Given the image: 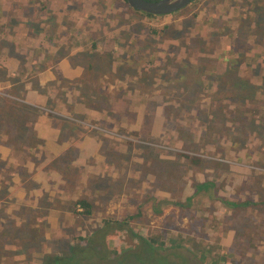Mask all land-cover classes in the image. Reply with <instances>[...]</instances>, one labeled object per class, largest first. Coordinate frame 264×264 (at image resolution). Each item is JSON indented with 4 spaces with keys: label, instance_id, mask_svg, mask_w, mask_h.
<instances>
[{
    "label": "rangeland",
    "instance_id": "obj_1",
    "mask_svg": "<svg viewBox=\"0 0 264 264\" xmlns=\"http://www.w3.org/2000/svg\"><path fill=\"white\" fill-rule=\"evenodd\" d=\"M115 1L0 0V155L8 151L17 162L23 159L25 167L0 162V227L19 229L25 222L20 216L29 212L26 216L32 225L31 242L42 234L45 244H50L51 254L62 256L78 238L85 239L102 228L105 216H124L128 222L116 233L107 235L104 227L105 235L101 231L107 259L116 257L111 250L127 249L130 253L142 252L138 256L142 261L129 256L127 264H210L194 249L196 242H205L208 248L228 258H215V264H264V0H200L195 5L188 4L179 14L154 19L133 14ZM253 4L257 11L252 18ZM60 18L67 27L68 23L81 21L80 32L89 35L90 45L101 47L97 50L100 60L82 53L91 46H82L80 40L76 44L66 41L62 33L61 38L57 36ZM190 19L191 28L186 34H173L169 28L159 35L152 33L164 25L177 27L179 21L188 23ZM171 35L177 38L171 40ZM104 54L109 55L110 62L103 59ZM166 56L179 68L181 77H177L176 68L165 65ZM34 59L47 67L38 75H29L24 68ZM165 72L171 76L163 77L161 82L158 76ZM204 72L205 79L212 83L209 91L202 93L198 91L202 80L197 76ZM28 78L35 86L32 82L30 86ZM184 80L186 87L181 85ZM83 96L116 101L104 108L88 109L86 103L74 106L84 103ZM217 96L219 108L212 101ZM172 98L193 105L212 101L211 111L221 108L233 112V119L238 115L236 103L245 102L241 110L247 111L244 121L250 120L251 124H247V137H239L231 145L222 143L229 152L220 159L207 154L201 157H207L208 164L222 160L227 166L229 174L221 173L220 180H225L217 197L231 202L248 201L262 212L259 218L254 216L257 222L248 229L240 227L237 214L227 213L220 200L209 202L198 195L203 199L200 209L194 204L163 207L155 203L158 198L182 202L197 194L193 184L199 176L190 173L189 165L166 153L179 151L177 140L181 138L170 116L160 114L162 99ZM57 102L59 106L53 107ZM144 108L155 112L148 114L145 121ZM47 112L51 117L45 115ZM10 117L27 123L17 141L7 121ZM174 120L179 124L176 117ZM101 123L106 129L100 127ZM99 134L116 144L113 150L118 152L123 150L125 140L142 148L134 150L136 147L131 146L122 155L106 148L103 151L99 148ZM37 148L47 153L38 151V156L43 157L35 159L37 163L23 158V154L36 157ZM202 151L209 153L212 149L203 146ZM156 168L163 180L155 178ZM211 170L209 166L206 172ZM11 176L14 186L23 188L26 197L22 203L19 197L11 198L6 193L5 183ZM36 186L39 191L34 189ZM172 186L176 190L170 191ZM207 194L210 195L208 191ZM80 199L93 206L90 216L74 205ZM153 207L160 214L152 213ZM198 216L207 221L203 226L206 229L196 238L198 222L191 219ZM226 221L233 222L234 228L219 236L218 227L226 225ZM212 229L215 230L210 233ZM59 231L64 232L68 243L58 242L56 238L60 237L55 233ZM171 236H175L174 245L180 247L170 243ZM139 238H152L156 244L148 242V247ZM248 238L260 246L261 253H252ZM9 239L4 242L0 238V247ZM44 252L28 248L25 256H19L22 263L18 264H27L30 257L29 264H37ZM10 253L3 262H17Z\"/></svg>",
    "mask_w": 264,
    "mask_h": 264
},
{
    "label": "trees",
    "instance_id": "obj_2",
    "mask_svg": "<svg viewBox=\"0 0 264 264\" xmlns=\"http://www.w3.org/2000/svg\"><path fill=\"white\" fill-rule=\"evenodd\" d=\"M106 1V0H105ZM145 1H156V0H145ZM200 0H192L190 2L189 5L191 4H197ZM120 7H123L127 10H129L130 12H132L133 14H138L141 16H145L147 18H155V16H150V15H145L142 14L140 12H136L133 11L131 9H129L125 3L124 0H116L115 1ZM218 3H221V1H218ZM227 3V2H226ZM250 3V2H249ZM248 3V4H249ZM247 4V5H248ZM184 9V8H183ZM182 9V10H183ZM182 10H179L177 12L172 13L171 15H176L179 14L180 12H182ZM262 10H264L262 8ZM251 15L250 17H252L253 15L255 16V12L257 11L256 8H254V4H253V8H252ZM77 12V11H76ZM79 13V12H78ZM195 15L192 14V17H194ZM86 17H84L85 20ZM253 18V17H252ZM191 20H189L188 23L184 22V21H179L178 26H174V25H164L162 26L161 30H152V33L154 35H159L161 34L164 30L166 29H170L171 33H185L187 32L188 29H190V23ZM59 24V28H61L59 30V33L57 34V36L61 38V33L62 35H64L66 37V41L68 39H70V42H72L73 44H76V42L78 40L81 41V45L85 46V45H89L91 46L90 49H86L84 48L83 52L86 56H96V60H100L101 57L97 56L98 53V48H101L100 46H97L95 44L90 45V39H88L89 35L87 33L83 34L82 31L80 32L82 26H81V21L79 20L78 22H76L75 24H71L68 23V27L65 26L64 21H62V18H60V20H58ZM85 28V26H84ZM83 28V30H84ZM249 28L246 26V30H248ZM7 34H9L7 36ZM3 36L6 37H10L11 33H6V34H1ZM177 36L171 35L170 39H176ZM41 52V49L39 50L37 56H39V53ZM153 52L155 53V55H158V50H156V48H153ZM8 56H10V54H8ZM36 56V58H37ZM44 56H48V54H45ZM92 57V58H93ZM103 59H105L107 62L111 61V58L109 57L108 54H104L103 55ZM28 58V57H27ZM33 58H29V60H31ZM38 59V58H37ZM33 60L32 62H30L29 64H27L24 68V72L29 73V75H34V74H39L41 73L45 67H47L46 65L43 64V62H40L39 60ZM165 60V65L166 66H170V68H176V75L177 77H181L178 76L180 75V70L178 67H176L175 65H173L172 63H170V57L166 56L163 58ZM51 60V59H50ZM43 61V60H41ZM29 61L27 60V63ZM40 62V63H39ZM158 62V60H157ZM185 63V62H184ZM24 66V65H23ZM169 71V70H168ZM142 72V71H141ZM254 73V71H253ZM205 72L203 74L198 75V79L201 81L200 87L198 89V91L203 93V90H207L209 91L210 85H211V80H207L205 79L204 76ZM169 77L171 76L170 73H164L162 75H159L158 78H160V81L163 82V77ZM203 76V77H202ZM202 77V78H201ZM30 80V86H31V82L33 84V86H35V83L33 81H31V78H28ZM182 86L186 87V80H184L181 83ZM35 87H31L30 89H34ZM16 88L13 89V91H15ZM54 89V88H53ZM51 89V90H53ZM208 93V92H207ZM206 93V94H207ZM12 95V94H10ZM13 96V95H12ZM28 98H31V95L28 96ZM61 100V98H59ZM83 99H85L84 103L82 102H78L77 104L74 103V106L76 105L77 107L82 106L83 104H87L89 105L88 109H95V108H104V107H111L114 103H115V99L114 100H110L107 99L103 96L99 97V98H95V97H89L86 98L85 96H83ZM219 97L217 96L215 100H212L213 103L215 104V108H219L218 107V103H220ZM226 99V98H225ZM225 99H223L222 101H225ZM31 101V99H29ZM41 100V99H40ZM212 101H209L207 104H200L198 103L197 105H193L191 103H187L186 101H183L181 99L178 100H174V98H172L171 100L164 101L162 99V104L163 108L161 109L160 114L165 117L167 115L170 116V121L172 123H174L175 125H177L178 130H179V135L181 136L180 140H177L180 147H179V151H170L171 153H169V151H167V155H171L173 158L175 159L177 158L182 164H187L190 166V173H192V175L196 174L199 176V178L194 182L193 184V192L197 193L194 195H190L187 198H184V200L182 202H179L177 200H172L170 199H166L164 198L163 200L161 198L157 199V202L159 205L164 206H179L181 204H185L186 206H188L189 204L192 205L194 204L195 208L200 209L202 207V200H200V198H198V195L202 197H204L206 200L205 201H213V200H220L222 202V204L226 207L227 213L230 214H237V217L239 218V225L241 228L244 229H248L249 227H251V225L255 224L257 221L254 218V216L256 215L258 218L262 215V212L260 210H258L257 208L253 207V204L248 202V201H243V200H237L235 202H231V201H226L222 198H219L216 196V192L217 190H220L223 187V180H225V178H221L222 180H220V176L222 175L221 173L225 172L223 175H227L229 174V172L226 171L225 167L223 163L221 162L222 160H218L215 161V163L213 165L208 164L207 160H209L207 157H201V156H206L205 154H207L209 157H214V159H220L223 155L226 156V154H228V148L227 147H222L221 144L222 143H229L230 145L232 143H236L239 141V137H247V133L248 131V126L251 125L250 124V120H247V122L244 121V119L247 116V111L246 110H241L243 109V105L245 104V102H241L238 101V110H237V117L233 119L234 113L233 112H229L227 110L224 109H219L218 111L214 109L213 110V106H212ZM227 101V100H226ZM225 101V102H226ZM199 102V101H198ZM39 102L36 103V105L40 106L38 104ZM61 103V101L59 102ZM59 103L57 102L56 104L53 105V107L55 105L59 106ZM249 103V102H248ZM150 103H146V105H148ZM28 109L32 110V107L28 106ZM42 107V106H41ZM221 107H226V106H221ZM82 108V107H81ZM80 108V109H81ZM47 110H50L48 108H46ZM210 110V111H209ZM148 114H155V112H152V110H147L144 108V121L147 119ZM12 115V113H10L8 116ZM47 117H51V114L47 112V114H45ZM174 117H176L178 119L179 124L176 123V121L174 120ZM251 118L250 116H248V119ZM7 121L13 126L14 128V136L12 137L15 141H17V139L19 140L20 138H22V133L23 130L25 129L27 123L23 120V119H15L13 117H10L7 119ZM102 123H104V121H102ZM100 125L103 126V130L106 129L105 125ZM184 125H183V124ZM187 124V125H186ZM11 129V128H10ZM245 131V132H244ZM97 134V133H96ZM98 135V134H97ZM37 144H40L39 140L36 141ZM98 143H99V148L101 150H111L113 154H123L122 151H124L125 154L128 153L129 149H134V147H136V149L134 150H141L140 148H142V146L138 145V144H131L130 141L125 140L122 141L121 146L123 147V150H121L120 152L113 150L114 146L116 144L112 143L111 141H105L104 138H102L99 134V139H98ZM208 144H212L210 146H207ZM215 144V145H214ZM214 145V147H213ZM200 146H201V150H200ZM203 146L205 147H209L210 149H212V152L209 153H205L202 151ZM173 149V146H170ZM169 148V147H168ZM214 149V150H213ZM47 154L45 150L37 148L36 149V157L33 154H23V158L25 160H29L30 162H35V159H38L40 157L43 156H38V151H40ZM200 150V152H199ZM203 152V154L201 153ZM9 154L11 155V153L9 152ZM47 158V157H45ZM18 159V158H17ZM19 162V166L21 168H25L24 167V160H20L18 159ZM160 162V161H158ZM37 163V162H35ZM162 163V162H161ZM22 164V165H21ZM164 164V163H162ZM175 166H179L177 164V162H175ZM211 166L213 168V170H211L209 173L206 172L207 167ZM222 167H224V169H222ZM159 169V167H158ZM156 168L154 176L155 178H158V180H163L162 176H160L161 172H159ZM172 173V170H170ZM180 173V172H179ZM160 176V177H159ZM27 183H28V179H27ZM35 190L39 191V187L36 186L34 188ZM161 190H164L163 188H160ZM176 190L175 187H171L170 191ZM207 191L209 192L210 195L207 194ZM171 194H174L173 192H171ZM173 198V196H172ZM74 205H78L81 208V212L84 215H88L90 216L91 210L93 209V206L89 204V202H86L82 199L80 200H76L74 202ZM99 209V208H96ZM154 210H152L154 214H160V210H156L155 207H153ZM99 211V210H98ZM235 211H238L237 213H235ZM80 212V213H81ZM234 212V213H233ZM225 212V215L227 214ZM28 213H25V215H22L20 217L24 218L23 223H20V228L19 229H14V228H8L6 231L9 232L11 238L8 240L7 243H4L1 247H0V264H18V263H22L19 262V256H25L26 255V251L28 248H32L34 250H38L42 253V251H45L36 261L37 264H127V261L129 260V256H131L132 258H135V261H142L140 259H138L139 254H141L142 252H137V253H130L128 252L127 249H124L123 252H116L115 250H111L110 253H112L114 256V258H106V254L107 250L103 247L104 242V236L105 235V229H107V235L116 233L120 228V226L122 224L127 223V218L122 216V217H109V216H105L104 218H102V228L96 229L94 230L88 237H86L85 239H81L78 238L77 241L75 242V246H70L69 249H67V254H64L62 256H56V255H52L50 250H49V245L45 244L46 241L43 240L42 238V234H40L39 236H37L35 238V242H31V240H33V238L31 237V221L29 220V218L26 216ZM227 216V215H226ZM168 218H171V216H169ZM227 218V217H226ZM257 218V219H258ZM229 219V218H228ZM191 221H196L198 222V234L196 233L197 237H199V232H202V230L206 229V227H203L205 225V222L207 221V219L201 218V217H193L191 219ZM200 223V224H199ZM7 227V226H6ZM104 227V228H103ZM210 228V227H209ZM234 225L233 222H227L226 221V225L221 224L218 227V231L217 233L220 235H224L227 233L228 230L233 229ZM45 230V229H44ZM103 232V235L101 233V231ZM215 229H212L210 231V233H212V231H214ZM53 230L50 229V232H52ZM46 233V232H45ZM55 233V232H54ZM52 233V234H54ZM57 233V232H56ZM55 233L56 237H60V238H56L57 240H60L58 242H62V243H68L66 237L64 236V232L59 231L58 234ZM203 234V233H202ZM1 235H4V233H2ZM102 235V236H101ZM214 235V232L213 234ZM26 236H30V239L28 237V239L26 240L25 237ZM44 236V234H43ZM50 239H52V235H50ZM133 237H135L133 235ZM172 238V239H171ZM170 240L172 242H170L174 247H178L179 245L175 244L176 240L175 236H171ZM193 239V238H191ZM140 241H142V243H144L146 246H150L148 242L156 244V241L152 238H150L149 240H142V238H139ZM70 241L72 242V239H70ZM249 243H247L248 248L252 251L253 254H256V252H262V250L259 249V245L257 246L254 240H250V238H248L247 240ZM107 242V241H106ZM108 242L111 244V240H108ZM196 242V241H195ZM42 244H45V246L42 249ZM48 245V246H47ZM73 245V244H72ZM85 245V246H84ZM161 242H160V248H161ZM182 245H184V243H182ZM63 247V246H62ZM180 247V246H179ZM64 248V247H63ZM42 249V250H41ZM143 249V248H142ZM194 249H197L198 251H200V253L204 256H206L207 260H209L210 264H215V262H213V260L215 258H217L218 260L221 261H228V258L224 255L219 254L218 250H212L210 248H208L205 245V242H196V244H194ZM128 253H127V252ZM12 252V253H10ZM47 252V254H45ZM50 252V253H49ZM126 252V253H125ZM227 252V251H226ZM11 254L10 257H14L13 261H17V262H3L6 259V255L7 254ZM203 256V257H204ZM181 257V256H179ZM32 258L30 257V260ZM29 260V261H30ZM35 260V258H34ZM250 260V259H249ZM27 261V260H26ZM29 261L27 262V264H29ZM184 263L183 261H181V264ZM248 264V263H247Z\"/></svg>",
    "mask_w": 264,
    "mask_h": 264
},
{
    "label": "water",
    "instance_id": "obj_3",
    "mask_svg": "<svg viewBox=\"0 0 264 264\" xmlns=\"http://www.w3.org/2000/svg\"><path fill=\"white\" fill-rule=\"evenodd\" d=\"M127 7L133 11L150 16H165L186 7L192 0H124Z\"/></svg>",
    "mask_w": 264,
    "mask_h": 264
},
{
    "label": "crops",
    "instance_id": "obj_4",
    "mask_svg": "<svg viewBox=\"0 0 264 264\" xmlns=\"http://www.w3.org/2000/svg\"><path fill=\"white\" fill-rule=\"evenodd\" d=\"M28 95H26L27 97ZM15 158L9 154V152L7 151L3 156L0 155V162H3L5 165H12L13 164H16V165H19V163L17 162V160ZM14 160V161H13ZM22 165V164H21ZM1 176V175H0ZM1 178V177H0ZM2 179V178H1ZM12 176H11V179L9 182H6L5 183V187H6V193L8 194L9 197L11 198H15V197H19V202L22 203L23 200L25 201V194H24V191H23V188H20L18 187L17 185L14 186V183L12 181ZM16 191V192H14ZM5 193V194H6ZM2 225V224H1ZM6 226H1L0 227V238L2 241L5 242V239L6 238H11L9 232H7L6 230ZM2 233H4V235H1Z\"/></svg>",
    "mask_w": 264,
    "mask_h": 264
}]
</instances>
